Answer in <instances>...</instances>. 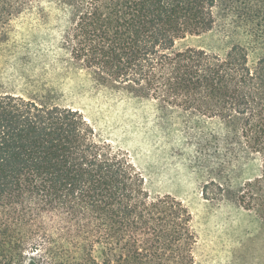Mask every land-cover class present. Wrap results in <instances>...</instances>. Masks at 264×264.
<instances>
[{
	"label": "trees",
	"instance_id": "obj_1",
	"mask_svg": "<svg viewBox=\"0 0 264 264\" xmlns=\"http://www.w3.org/2000/svg\"><path fill=\"white\" fill-rule=\"evenodd\" d=\"M41 1L0 0V32ZM53 1L73 63L166 116L221 123L222 132L189 130L209 156L203 195L264 220V56L250 63L240 43L224 52L180 43L212 33L221 11L264 22V0ZM197 239L183 200L151 195L129 154L79 110L0 92V264H22L28 249L49 264H197Z\"/></svg>",
	"mask_w": 264,
	"mask_h": 264
},
{
	"label": "rangeland",
	"instance_id": "obj_2",
	"mask_svg": "<svg viewBox=\"0 0 264 264\" xmlns=\"http://www.w3.org/2000/svg\"><path fill=\"white\" fill-rule=\"evenodd\" d=\"M240 14L244 19L239 11H221L217 20L222 24L212 33L180 43L217 52L240 43L254 63L264 56V22L253 10ZM64 20V10L53 0L35 2L10 20L0 32V92L47 96L79 110L101 139L129 154L151 195L170 193L183 200L193 214L197 264H264V220L233 201L205 198L202 192L209 179L204 164L209 156L201 153L198 137L189 130H199V135L222 132L221 123L208 119L197 125L166 116L154 101L73 63L61 44ZM32 258L49 264L30 249L22 264Z\"/></svg>",
	"mask_w": 264,
	"mask_h": 264
}]
</instances>
